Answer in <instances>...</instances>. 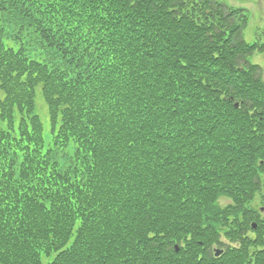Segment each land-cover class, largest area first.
Segmentation results:
<instances>
[{
	"label": "trees",
	"instance_id": "obj_1",
	"mask_svg": "<svg viewBox=\"0 0 264 264\" xmlns=\"http://www.w3.org/2000/svg\"><path fill=\"white\" fill-rule=\"evenodd\" d=\"M248 22L219 0H0V264H264Z\"/></svg>",
	"mask_w": 264,
	"mask_h": 264
},
{
	"label": "rangeland",
	"instance_id": "obj_2",
	"mask_svg": "<svg viewBox=\"0 0 264 264\" xmlns=\"http://www.w3.org/2000/svg\"><path fill=\"white\" fill-rule=\"evenodd\" d=\"M219 1L228 6L242 7L247 9L249 11V23L244 33L245 39L248 42H254L257 39H261L262 37L263 38L262 42H264V35H262V33H264V0H219ZM257 54L258 55H254V57L251 58V61L259 62L263 64L264 67L263 59L261 57L262 54L259 53ZM263 74H264V68H263ZM2 98H3V92L0 90V100ZM36 108H37L36 112L39 114L40 119L43 123L45 140L47 142V145H50L52 143V134L50 128L49 112L40 91L37 92V96H36ZM64 150H66V153L64 155L63 153H61V156L59 158L60 160H62L64 166H66L73 159L75 144L71 143V145Z\"/></svg>",
	"mask_w": 264,
	"mask_h": 264
},
{
	"label": "water",
	"instance_id": "obj_3",
	"mask_svg": "<svg viewBox=\"0 0 264 264\" xmlns=\"http://www.w3.org/2000/svg\"><path fill=\"white\" fill-rule=\"evenodd\" d=\"M219 254H220V251L217 252V255H219Z\"/></svg>",
	"mask_w": 264,
	"mask_h": 264
}]
</instances>
